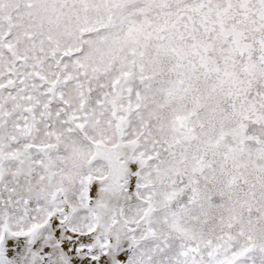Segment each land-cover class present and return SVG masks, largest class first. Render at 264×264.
I'll return each mask as SVG.
<instances>
[{"label":"snow or ice","instance_id":"6c2138e0","mask_svg":"<svg viewBox=\"0 0 264 264\" xmlns=\"http://www.w3.org/2000/svg\"><path fill=\"white\" fill-rule=\"evenodd\" d=\"M0 264H264V0H0Z\"/></svg>","mask_w":264,"mask_h":264}]
</instances>
